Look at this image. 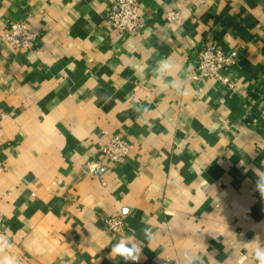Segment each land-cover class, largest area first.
Instances as JSON below:
<instances>
[{
    "label": "crops",
    "instance_id": "crops-1",
    "mask_svg": "<svg viewBox=\"0 0 264 264\" xmlns=\"http://www.w3.org/2000/svg\"><path fill=\"white\" fill-rule=\"evenodd\" d=\"M114 1L0 0V235L11 244L0 257L125 264L109 257L125 237L143 246L137 264H186V249L203 264H256L264 0H140L135 34L108 23ZM20 21L36 34L26 49L5 36ZM206 45L237 52L231 85L193 80ZM114 135L134 145L118 164L101 152Z\"/></svg>",
    "mask_w": 264,
    "mask_h": 264
},
{
    "label": "built area",
    "instance_id": "built-area-1",
    "mask_svg": "<svg viewBox=\"0 0 264 264\" xmlns=\"http://www.w3.org/2000/svg\"><path fill=\"white\" fill-rule=\"evenodd\" d=\"M107 21L113 30L122 34H135L142 27L140 0H115L107 12ZM16 48L26 49L35 39L36 34L30 30L27 22L20 21L13 31L5 34ZM237 57V52H225L211 45L203 47L197 55V64L192 72V78L197 83L205 79H215L231 85L228 68ZM134 145L123 135H114L104 144L102 154L113 163H121L132 152ZM0 153V167L2 166ZM108 230L120 233L124 227L122 216L113 215L105 221ZM3 216L0 213V232L4 231Z\"/></svg>",
    "mask_w": 264,
    "mask_h": 264
},
{
    "label": "clouds",
    "instance_id": "clouds-1",
    "mask_svg": "<svg viewBox=\"0 0 264 264\" xmlns=\"http://www.w3.org/2000/svg\"><path fill=\"white\" fill-rule=\"evenodd\" d=\"M161 66L165 69L171 67L167 61H162ZM256 171V170H255ZM257 179L255 181L256 190L260 193L261 197H264V174L256 172ZM143 236L145 240L149 243L154 239V233L151 230V227H145L142 229ZM249 244H255L254 248L251 249V254L253 256L256 264H264V242H261L258 238H254L253 241L248 242ZM142 245L138 242H133L131 238L121 237L117 243L111 247L109 257L114 259L120 257L125 264L131 261L132 264H137L141 258L142 254ZM11 248V244L6 235H0V253L4 252L5 249ZM184 258L186 264H203L204 257L197 256L195 259L190 255V250H185ZM0 264H18V261L15 256L5 255L0 257Z\"/></svg>",
    "mask_w": 264,
    "mask_h": 264
}]
</instances>
